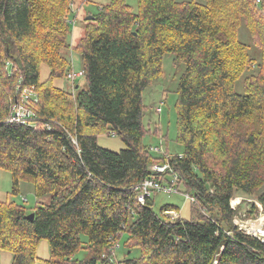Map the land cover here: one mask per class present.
I'll return each instance as SVG.
<instances>
[{
	"label": "trees",
	"instance_id": "obj_1",
	"mask_svg": "<svg viewBox=\"0 0 264 264\" xmlns=\"http://www.w3.org/2000/svg\"><path fill=\"white\" fill-rule=\"evenodd\" d=\"M85 1L0 0V169L11 174L13 192L23 180L36 197H50L30 209L0 200V252H11L12 264H34L45 238L49 264H264V240L238 230L229 205L240 192L264 209V0H137L135 11L109 0L86 15L93 18L73 44ZM240 25L256 56L239 40ZM68 50L80 56L85 88L69 77L77 72ZM166 52L184 64L175 89L182 151L173 155L143 141L151 131L143 92L160 77ZM62 76L71 91L53 85ZM30 87L35 126L7 121ZM111 134L125 147L97 143ZM165 163L164 172L149 169ZM173 174L177 192L181 185L194 197L189 218H168L163 211L178 206L156 210L152 195L137 199L145 178ZM123 233L126 253L138 254L109 261L102 254ZM80 249L83 259L74 257Z\"/></svg>",
	"mask_w": 264,
	"mask_h": 264
},
{
	"label": "rangeland",
	"instance_id": "obj_2",
	"mask_svg": "<svg viewBox=\"0 0 264 264\" xmlns=\"http://www.w3.org/2000/svg\"><path fill=\"white\" fill-rule=\"evenodd\" d=\"M109 0H88L83 2L78 8L76 23L71 28L70 39L74 44L85 33V17L87 14L96 13L99 9V5L107 3ZM132 8L133 11L137 9V0H125ZM184 1V0H178ZM196 2L204 3L205 0H194ZM259 2V0H256ZM238 38L240 41L248 45L251 55H257V49L252 44L248 30L243 25H240L237 30ZM68 59L72 63L73 72L82 70V63L80 56L74 50H68ZM174 55L171 52H166L162 58L161 74L158 79L155 80L151 86L147 87L143 92V102L146 105V111L144 114L143 122L150 127L151 131L148 132L143 141L149 146L158 147L162 152L167 151L169 154H180L182 151V145L177 142L176 137L178 133L177 126V110L176 100L177 93L175 89L177 87L179 77L184 70V64L176 65L173 61ZM48 67L42 64L40 67V79L44 80L48 75ZM53 85L63 88L65 90H72L71 80L62 76L55 77L52 80ZM75 83L81 87H86L83 76L75 77ZM235 90L242 92L241 82L237 81L235 84ZM157 126L159 132L153 133L154 127ZM97 143L105 148L118 151L125 147L124 142L118 135H99L97 136ZM17 190L13 192L14 184L12 183L11 174L5 169H0V200L11 201L14 200L19 204L24 205L25 208L30 209L35 206L36 203H47L50 197L48 195L43 197H36L33 191V186L29 182L20 180L16 185ZM183 187L179 186V192L164 193L156 192L152 194L154 198V208L156 210L163 204H174L178 206V212L181 218L190 217V199L185 198V193L181 190ZM233 196L242 198V205L239 207L241 213H245L249 216L248 211L251 208L248 203L256 200L255 195H245L242 193H234ZM254 216V215H253ZM252 217V216H251ZM233 225H236V220H233ZM87 239L86 235H82V239ZM126 234L123 233L118 240V247L115 249L114 258L121 260L124 255L128 257H135L138 254L137 250H132L130 253H126L124 247V240ZM37 259L34 264H49L46 259L50 257V246L47 239L42 238L38 241L36 246ZM88 255L87 250L80 249L74 255L77 259H83ZM13 254L9 251L3 250L0 252V264H12Z\"/></svg>",
	"mask_w": 264,
	"mask_h": 264
},
{
	"label": "built area",
	"instance_id": "obj_3",
	"mask_svg": "<svg viewBox=\"0 0 264 264\" xmlns=\"http://www.w3.org/2000/svg\"><path fill=\"white\" fill-rule=\"evenodd\" d=\"M82 72L71 73L69 74L70 78H74L77 75H80ZM36 93L33 87L24 89L20 94V102L15 104V106L10 111V115L7 117V121H14L20 124L30 123L33 126L35 120L32 117L31 111V103L36 101ZM151 152H160L161 150L158 147L150 146ZM169 167V164H152L149 166V169L153 172H164ZM177 180V175L173 174L172 177L167 182H161L159 179L155 177H147L145 178L139 185L134 187L135 190H139V194L137 199L140 203H144L145 200L151 196L154 192H164V193H172L177 192V188L175 187V181ZM185 198L194 200V197L189 194H185ZM242 198L237 196H232L230 198L229 205L232 209L237 210L235 213L233 220H236V227L241 232L254 236L261 241L264 240V209L262 204L259 201L253 200L251 203H248L249 206L254 205L256 209V214L254 216L250 215L246 216L245 213H241L239 207L242 205ZM163 214L170 219H177L180 217L179 212L176 210H164ZM252 216V217H251ZM118 247V244H115L109 248L110 254H102V256L107 257L109 261H114V252Z\"/></svg>",
	"mask_w": 264,
	"mask_h": 264
},
{
	"label": "water",
	"instance_id": "obj_4",
	"mask_svg": "<svg viewBox=\"0 0 264 264\" xmlns=\"http://www.w3.org/2000/svg\"><path fill=\"white\" fill-rule=\"evenodd\" d=\"M92 18H93L92 15H88V16L85 17L86 20H89V19H92ZM32 217H33V213H30V214L27 215V218L30 219V220L32 219Z\"/></svg>",
	"mask_w": 264,
	"mask_h": 264
}]
</instances>
